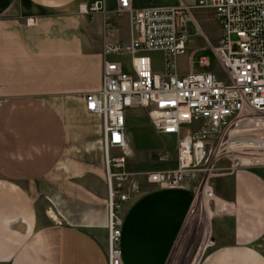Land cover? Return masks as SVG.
<instances>
[{
  "label": "crops",
  "instance_id": "obj_1",
  "mask_svg": "<svg viewBox=\"0 0 264 264\" xmlns=\"http://www.w3.org/2000/svg\"><path fill=\"white\" fill-rule=\"evenodd\" d=\"M93 1L0 0V264H107L101 120L82 98L101 88L104 44L129 33L117 0H104L114 25L105 37L102 15L80 12ZM188 50L180 75L198 65L200 48ZM212 186L214 246L199 264H264V172L241 168ZM192 200L141 181L119 213L122 263L167 264Z\"/></svg>",
  "mask_w": 264,
  "mask_h": 264
},
{
  "label": "built area",
  "instance_id": "obj_2",
  "mask_svg": "<svg viewBox=\"0 0 264 264\" xmlns=\"http://www.w3.org/2000/svg\"><path fill=\"white\" fill-rule=\"evenodd\" d=\"M197 9L213 12L220 25L218 44L207 43L223 78L207 71L179 74L177 59L186 54L190 42L187 18ZM80 12L102 15L105 37L111 35L114 25L104 0L80 6ZM114 13L127 16L129 39L104 44L101 88L82 99L85 111L101 120L107 264H123L119 213L124 203L140 193L141 181L192 192L189 216L198 199L215 202L212 180L216 176L241 168L264 172V0H195L189 5L142 9H134L131 0H117ZM150 52L162 54L161 73L154 71ZM122 56L128 58L126 65L110 59ZM197 63L206 68L209 59L200 57ZM141 108L150 110V123L157 133L176 137L174 168L150 172L128 168L126 111ZM212 246L210 234L200 259Z\"/></svg>",
  "mask_w": 264,
  "mask_h": 264
},
{
  "label": "rangeland",
  "instance_id": "obj_3",
  "mask_svg": "<svg viewBox=\"0 0 264 264\" xmlns=\"http://www.w3.org/2000/svg\"><path fill=\"white\" fill-rule=\"evenodd\" d=\"M181 1L187 5L195 2L194 0ZM154 2L177 5L179 0H154ZM191 15L192 18L189 16L186 22V29L190 35L188 46H190V48H200L195 55V60L200 57H207L209 59L208 67L202 68L196 64L195 71L212 72L219 78H223L224 72L220 68L210 44L207 43L208 39L212 45L216 46L218 44L220 37L222 36L218 21L213 12L209 10H193ZM193 20L198 23L199 30L195 27ZM236 39V36H231V40L235 41ZM188 52L189 50L186 54ZM147 55L151 59L154 71L161 73L162 54L160 52H150ZM111 59L114 58L111 57ZM118 59H120L125 65L127 64V57H121ZM139 112L144 113L146 117L140 116ZM149 113L150 110L146 108L126 111V133L129 140V147L132 150L128 159V168L134 172H150L154 171L153 169L156 168L172 169L175 165L176 137L157 133L150 123ZM191 130L194 131V128H191ZM184 132L185 131L182 133ZM201 202L205 203L208 210L210 231V222L215 209L213 206L214 203L212 201L205 202L203 200H201ZM194 232L193 229V231H190L189 233L188 228L183 226L180 238L173 249L167 264H199L202 251V247L200 248V246L202 241L196 239V233Z\"/></svg>",
  "mask_w": 264,
  "mask_h": 264
},
{
  "label": "bare ground",
  "instance_id": "obj_4",
  "mask_svg": "<svg viewBox=\"0 0 264 264\" xmlns=\"http://www.w3.org/2000/svg\"><path fill=\"white\" fill-rule=\"evenodd\" d=\"M184 226L188 228L189 233L194 229V233H196V239L198 241H202L200 248L202 247L203 249L210 232L209 214L205 203L201 202L200 199L194 203L192 211L190 212Z\"/></svg>",
  "mask_w": 264,
  "mask_h": 264
}]
</instances>
